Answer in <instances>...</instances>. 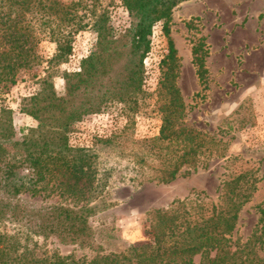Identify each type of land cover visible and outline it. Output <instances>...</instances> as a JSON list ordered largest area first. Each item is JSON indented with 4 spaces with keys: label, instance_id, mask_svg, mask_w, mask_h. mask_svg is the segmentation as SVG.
<instances>
[{
    "label": "trees",
    "instance_id": "1",
    "mask_svg": "<svg viewBox=\"0 0 264 264\" xmlns=\"http://www.w3.org/2000/svg\"><path fill=\"white\" fill-rule=\"evenodd\" d=\"M120 1L130 25L116 32L107 10L97 12L85 0H0V94L16 84L20 72L45 64L39 90L27 109L36 128L17 140L11 110L0 109V264H162L196 254L202 255L200 264H264L250 241L234 251L229 244L239 210L250 197L240 185L243 174L225 183L222 205L218 210L213 207L210 217L192 222L175 212H155L151 242L126 253L91 260L46 250L37 254L38 239L92 245L89 221L110 207L104 200L110 170H99L100 154L111 150L121 155L127 140L114 136L97 140L92 148L73 147L69 134L75 124L112 102L136 113L145 96L144 60L157 24L168 44L159 64L161 126L157 137L133 140L129 151L140 169L151 171L149 181L170 184L182 168H196L211 143L183 125L185 105L176 87L180 58L169 37V24L173 10L188 0ZM88 26L96 35L95 46L81 60L79 71L62 74L65 93L58 96L52 77L71 55L74 37ZM43 41L56 46L49 58L38 54ZM200 51L192 49V62L201 79L205 69ZM24 195L57 196L70 203L34 206L21 199Z\"/></svg>",
    "mask_w": 264,
    "mask_h": 264
},
{
    "label": "rangeland",
    "instance_id": "2",
    "mask_svg": "<svg viewBox=\"0 0 264 264\" xmlns=\"http://www.w3.org/2000/svg\"><path fill=\"white\" fill-rule=\"evenodd\" d=\"M85 2L94 5L97 12L107 10L116 32L129 27L130 19L120 0ZM169 27V37L180 58L176 87L185 105L183 125L198 132L203 140H210L209 149L202 151L196 168H182L170 184L149 181L151 171L140 169L129 151L133 140L157 137L161 126L159 64L167 54L168 44L162 25L157 24L144 60L145 96L136 113L112 102L99 114L75 124L69 134L73 147L92 148L97 140L114 136L115 140L128 141L121 155L111 150L100 154L99 170H110L108 196L104 199L110 207L89 221L92 245L80 247L60 244L54 238L38 239L37 254L46 250L91 260L126 253L131 247L151 242L150 225L155 212H175L192 222L210 217L213 207L218 210L222 205L220 196L225 183L243 174L240 185L250 197L239 210L235 229L228 236L229 244L234 251L250 241L251 250L264 259V0H192L173 10ZM95 42L90 26L74 37L71 55L52 77L58 96L65 93L62 74L79 71L81 60L93 50ZM210 47L212 58L208 54ZM193 48H201L199 56H203L205 69L201 79L197 65L191 61ZM55 49L53 43L43 41L38 54L49 58ZM44 67L45 64L20 72L16 84L0 94V109L11 110L17 140L37 126L27 109L39 90ZM21 199L34 206L70 203L57 196L24 195ZM214 254L210 252V258ZM189 260L200 264L202 255L174 258L162 264H188Z\"/></svg>",
    "mask_w": 264,
    "mask_h": 264
},
{
    "label": "crops",
    "instance_id": "3",
    "mask_svg": "<svg viewBox=\"0 0 264 264\" xmlns=\"http://www.w3.org/2000/svg\"><path fill=\"white\" fill-rule=\"evenodd\" d=\"M190 1H192V0H188V1H185V2H183V3H181V4H179L177 7H179V6H181V5H183V4H185V3H189ZM176 7V8H177ZM175 8V9H176ZM210 33V32H209ZM207 36V35H206ZM207 40H210V37H207ZM207 49V48H206ZM212 49H213V47H210V48H208V50H210V53H208L209 55H210V57L209 58H212L213 57V51H212ZM192 54V53H191ZM208 58V59H209ZM193 60V58L191 57V61ZM263 76V79H264V74L262 75Z\"/></svg>",
    "mask_w": 264,
    "mask_h": 264
}]
</instances>
